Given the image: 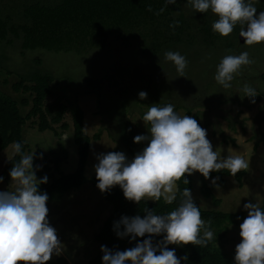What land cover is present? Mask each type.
<instances>
[{
    "label": "trees",
    "instance_id": "trees-1",
    "mask_svg": "<svg viewBox=\"0 0 264 264\" xmlns=\"http://www.w3.org/2000/svg\"><path fill=\"white\" fill-rule=\"evenodd\" d=\"M149 6L151 11L148 10ZM255 6L257 11H264V0H257ZM161 8H164V11L157 15ZM216 19L218 17L210 10L206 13L195 11L189 0H176L175 4H167L166 0H0V151L11 143L19 142L22 145L21 152L25 155L28 144L22 140V131L28 120H36L41 132L53 129V125H59L61 129L66 130L69 124L64 121V116L69 113L73 142L77 147L76 168L70 173H63L61 170V165L68 159V150L63 145L58 150H49V162L53 165V172L48 174L47 183L38 186V191L46 192L48 199H55L53 197L59 198L71 189L80 188L86 181L84 172L91 137L84 132V112L79 105V97L89 94L96 97L99 109L97 113L114 124V127L107 128L108 135L131 160L148 143L133 142L134 136L145 133L138 130L128 118L131 104L140 103L148 108L171 104L174 111H180L181 107L185 108L187 113L191 111L190 106L182 105L179 95L172 91V80L169 81L165 74L156 72L168 62L164 59L165 52H179L186 58L191 70H199L198 75L202 79L210 77L208 68L215 65L213 77L206 85L212 84L213 81L216 84L215 68L224 56L239 55L243 52L242 46L245 44L238 39L240 26L237 25L229 36L224 37L212 31L211 25ZM174 21H179V25L170 27ZM112 42L118 44V52L124 53L127 48L134 49L141 59L135 66L124 68V72L130 76L124 82L126 84L111 79L103 86L96 77L88 76L83 79L84 85L69 83L68 93L54 96L51 85L55 76L43 66V61L39 58L32 59L30 64L25 63L21 72L9 69V47L16 46L21 53L42 49L82 56L91 51L106 52L107 46ZM261 46L264 48V44L251 46L254 52L252 51L249 57L252 56L255 62L262 61V58L259 59ZM13 72L18 76V80L11 84L13 92L26 93L20 101L1 88L2 84L8 83L6 76ZM170 72L175 73V69L171 68ZM187 72L185 70V73ZM251 72H255L254 69ZM239 74L245 78L243 70H240ZM259 76L264 81V69L259 71ZM69 80L72 81L71 78ZM140 91L147 92L146 100L136 97ZM215 91L198 100L192 98L189 102L199 107H207L206 104L211 101L218 106L220 103L234 101L232 94H226L227 89L221 85H218ZM51 96H54L53 100L46 102ZM29 105L26 113L22 114L20 108ZM192 116L199 123L198 114ZM211 122L205 118V124ZM231 126L234 129L233 125ZM100 131L93 134L92 138L99 139ZM255 135L264 144V134L256 131ZM39 154L40 150L37 149L34 152V168L39 163ZM19 159L20 155H12L5 162L0 172L4 181L11 179L9 171ZM45 169L49 170V167L45 166ZM245 172L241 170L232 176L227 170H221L210 173V177H219V183L222 185L226 176L234 177L241 183ZM196 173L201 179L200 192L209 197L213 185L208 184L199 172ZM185 178L188 180L187 184L183 178L176 182L178 190L176 200L172 204H166L163 198L159 201L142 200L139 204L134 203L124 197L118 185L102 192L103 198L111 204V211L94 236L97 248L88 264H102L101 245L113 251H123L147 238V234L135 240L127 236L120 238L114 230V222L119 221L122 216L139 215L143 218L146 215L145 209L158 215L174 210L183 200V189L192 188V174H185ZM92 182L97 185L96 177ZM194 203L200 209L201 218L206 223L211 219L210 227L215 226L219 233L226 224L239 220L236 219L237 214L204 209L196 201ZM259 206L264 210V198ZM162 238L163 234L154 236L153 243ZM167 247L175 249L178 258L187 256V260L181 259V264H235L215 245V240L209 242L206 247L192 244ZM45 264L70 263L64 256H60Z\"/></svg>",
    "mask_w": 264,
    "mask_h": 264
},
{
    "label": "clouds",
    "instance_id": "clouds-1",
    "mask_svg": "<svg viewBox=\"0 0 264 264\" xmlns=\"http://www.w3.org/2000/svg\"><path fill=\"white\" fill-rule=\"evenodd\" d=\"M175 4L176 0H166ZM257 0H189L191 7L200 13L209 10L218 17L212 25V31L221 36H229L239 25V36L247 46L264 43V11L257 13ZM151 11V7L148 8ZM164 8L156 13L159 15ZM174 21L170 27H176ZM164 59L174 64L180 77L185 76L188 61L179 52L167 51ZM254 63L248 52L239 55L224 56L216 68L215 81L223 88L231 87V81L242 66ZM187 78V77H186ZM244 96L255 103L258 94L254 88L245 84ZM147 92L140 91V100L147 99ZM143 122L150 125L149 135H136L134 143L148 141L142 151L129 160L120 151H109L97 156L94 166L101 192L119 186L124 197L139 204L142 200L159 201L166 204L176 200V182L185 174L199 172L205 179L210 173L227 170L235 176L241 170L248 169V163L241 156H227L223 159L214 151L207 138V130L189 115L180 116L171 104L162 107L151 106L144 113ZM66 137V136H65ZM13 156L20 159L9 171L10 185L13 190L0 191V264H45L53 254L60 255L63 246L57 236V230L48 222V195L38 191L40 184L47 183V176L36 177L39 165H33L34 154L24 155L22 145L15 142ZM219 177L211 179L213 184ZM0 181L3 177L0 176ZM183 200L174 210L164 215L154 214L145 209L146 215L122 216L114 222V230L120 238H147L138 241L130 249L113 251L101 245L102 264H181L175 249L168 245L206 247L217 234L211 230V219L205 222L194 203L189 188L182 191ZM247 216L239 224L240 242L235 245V264H264V210L257 203H244ZM239 219V217H238ZM121 226L123 229L121 230ZM203 230V236H201ZM163 238L153 243L154 236ZM158 253V254H157Z\"/></svg>",
    "mask_w": 264,
    "mask_h": 264
},
{
    "label": "rangeland",
    "instance_id": "rangeland-1",
    "mask_svg": "<svg viewBox=\"0 0 264 264\" xmlns=\"http://www.w3.org/2000/svg\"><path fill=\"white\" fill-rule=\"evenodd\" d=\"M117 46L118 44L112 42L107 46L106 52L103 50L91 51L82 56L75 53L48 52L42 49L21 53L18 47H9L7 49L9 69L21 72L25 63L30 64L32 59L39 58L43 61V66L55 76L51 85L54 96L68 93L69 83L84 85L83 79L88 76L96 77L103 86H106L111 79L117 83H124L130 78L124 72V68L135 66L141 59H139L136 50L127 48L123 51L124 53H121L118 52ZM242 48H244L243 52L246 51L248 54L253 51L251 46L244 45ZM115 49H117L116 52L110 55ZM260 58L262 61L255 62L254 58L250 56L254 63L241 68L245 78L239 73L236 74L230 82L231 87L227 88L226 94H232L234 101L220 103L219 106L213 101L208 102L207 107H199L195 104L192 105L191 101L189 102L192 98L198 100L209 93L216 92L215 88L219 85L217 82L215 84L213 81L212 84L206 85L213 77L215 65L208 68L210 77L205 78L206 80L198 75L199 70L195 68L191 70L190 65H187L185 69L186 72L188 71L185 73L187 78L178 76L174 64L170 61L165 62V66L156 70L161 75L165 74L169 81L172 80L174 87L172 91L179 95L180 101H182L180 103L190 106V113H187L186 109L182 107L180 111L175 112L180 116L189 115L191 117L195 113L198 114L199 125L207 130V138L220 158L223 159L229 155L241 156L248 163V169L245 170L241 183L230 176L224 177L223 185L219 183V179L216 180V184L211 182V179L217 176L205 179L208 184L214 187L209 197H205L200 192V176L196 172L192 174L190 191L194 201L204 209L234 213L237 214L236 219L239 217L237 222L226 224L220 233L216 231L215 226L211 227V230L217 235L222 234L217 236V240L214 239L215 245L234 263L235 245L241 239L239 224L247 216L243 205L247 202L260 205L264 198V144L255 135L256 131L264 134V81L259 76V71L264 69V48L262 46L259 53ZM171 68L175 69V73L170 72ZM253 69L255 72H251ZM69 77L72 79V83ZM6 78L8 83L2 84L1 88L20 101L26 93H15L11 88V84L18 80V76L13 72ZM245 84L254 88L258 93L254 97L255 103H251L250 98L244 96L243 86ZM54 96L48 97L46 102L52 101ZM79 105L84 112V132L91 137L84 172L86 181L78 189H71L59 198L53 197L55 199L47 200L48 222L57 230V236L63 246L60 255L53 254L50 260L64 256L70 264H88L97 248L94 236L111 211V204L103 198L102 192L92 182V179L96 177L94 166L98 163L97 156L109 151L122 152V148L107 133V128L114 127V124L97 113L99 109L96 97L82 94L79 97ZM29 107L30 105L21 107V113L25 114ZM147 110L148 107L140 103H133L128 109L129 120L145 135H149L148 125L143 122L142 118ZM205 118L212 121L211 124H205ZM64 121L69 124L66 130L61 129L59 125H53V129L41 132L38 130L36 120H28L23 127L22 140L28 144L25 155L32 152L34 154L37 149L40 150L38 163L40 167L35 173L37 179L53 172V165L49 162V150H58L61 145L68 150V159L61 165V170L63 173H70L76 168L77 147L73 142L69 113L65 114ZM231 125L234 129L231 128ZM98 130H101V136L99 139H93V134ZM13 144L11 143L0 151V172L5 162L13 155ZM45 166H48L49 170L45 169ZM10 183L11 179L8 182L0 181V191H12L13 186ZM201 235H203V231Z\"/></svg>",
    "mask_w": 264,
    "mask_h": 264
},
{
    "label": "water",
    "instance_id": "water-1",
    "mask_svg": "<svg viewBox=\"0 0 264 264\" xmlns=\"http://www.w3.org/2000/svg\"><path fill=\"white\" fill-rule=\"evenodd\" d=\"M259 12H260V11H257V13H259ZM238 39H239V41H240V42H242V43H243V38H242V37H240V36H239V34H238Z\"/></svg>",
    "mask_w": 264,
    "mask_h": 264
}]
</instances>
